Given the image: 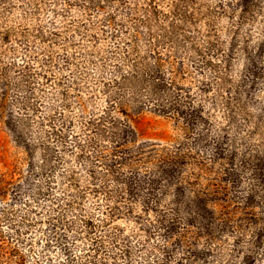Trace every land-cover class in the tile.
Listing matches in <instances>:
<instances>
[{
  "label": "rangeland",
  "instance_id": "rangeland-1",
  "mask_svg": "<svg viewBox=\"0 0 264 264\" xmlns=\"http://www.w3.org/2000/svg\"><path fill=\"white\" fill-rule=\"evenodd\" d=\"M0 264H264V0H0Z\"/></svg>",
  "mask_w": 264,
  "mask_h": 264
}]
</instances>
